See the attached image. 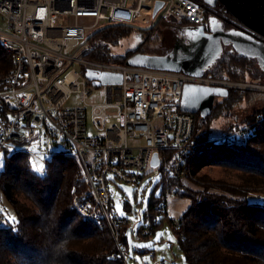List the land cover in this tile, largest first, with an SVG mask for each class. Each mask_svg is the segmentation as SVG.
Instances as JSON below:
<instances>
[{"label": "built area", "instance_id": "built-area-1", "mask_svg": "<svg viewBox=\"0 0 264 264\" xmlns=\"http://www.w3.org/2000/svg\"><path fill=\"white\" fill-rule=\"evenodd\" d=\"M156 1L162 6L153 14ZM154 18L150 29L160 24L208 26L213 18L235 21L227 11L203 0H0V50L11 56L9 66L0 70V160L24 154L43 176L50 158L73 156L84 189L73 197L72 208L82 219L109 231L122 264L130 258L128 219L115 210L112 179L138 184L147 167L158 169L160 176L193 178L194 155L213 140L193 139L194 114L180 109L184 85L237 87L209 75L194 77L84 59L90 44L86 40L97 29L128 30L133 23L145 26ZM75 65L82 66L80 73ZM87 69L120 72L122 82L103 85V102L86 103L97 87L85 77ZM77 92L84 107H65ZM250 132L246 125L214 141L243 142ZM154 153L156 168L150 166ZM42 163L43 171L38 172ZM5 222L0 206V226ZM172 223L175 228L179 225L175 219ZM151 232L146 211L136 234L148 238Z\"/></svg>", "mask_w": 264, "mask_h": 264}, {"label": "trees", "instance_id": "trees-1", "mask_svg": "<svg viewBox=\"0 0 264 264\" xmlns=\"http://www.w3.org/2000/svg\"><path fill=\"white\" fill-rule=\"evenodd\" d=\"M128 31L122 26L101 31L91 39L84 59L124 66V58L112 57L106 46L95 42L101 39L115 44ZM10 62L11 56L0 50V70ZM258 71L255 64L244 63L213 77L246 82L251 73ZM248 93L246 89L229 87L226 97L215 99L210 115L201 118L194 114L193 139L209 140L211 122L218 117L226 120L235 108H253L250 101L254 98ZM258 100L264 101L263 97ZM254 108L242 121L251 126L243 142L210 141L198 149L191 165L192 176L211 165L235 169L247 175L250 185H224L201 175L196 183L201 190H194L189 187V178L162 175L151 192L147 210L151 235L168 221L187 264H264V105ZM239 127H220V131L228 134ZM157 187L160 192L155 195ZM82 189L79 163L73 156H53L47 162L46 174L41 176L26 155H5L0 194L13 209L15 220L7 224L6 219L0 226V264H122L109 231L82 219L72 208L73 197ZM167 190L190 200L177 220V228L168 219ZM257 192L263 196L252 198L250 194Z\"/></svg>", "mask_w": 264, "mask_h": 264}, {"label": "rangeland", "instance_id": "rangeland-1", "mask_svg": "<svg viewBox=\"0 0 264 264\" xmlns=\"http://www.w3.org/2000/svg\"><path fill=\"white\" fill-rule=\"evenodd\" d=\"M156 20L157 18H154L152 22L145 26L133 23L132 28L129 27L128 29L129 35L123 36L115 44L107 43L101 39L96 40L95 43L98 42L100 46H106L107 50H109L112 56H121L129 48H131L135 37H138V35L143 31H148L151 26L155 24ZM130 28L132 29L131 32ZM99 32L100 29H97L94 33L89 35L86 41L90 42V40L94 38ZM157 41L158 39H155V41L152 42H147V44L143 45L144 49H146L147 51L155 49ZM81 67V65H75L73 68L76 72L80 73ZM250 77V79L246 82L233 83L237 84L236 88L248 90V96L250 98H254L253 102L250 101V103H252V106H262L264 105V101L258 100L259 97H263L264 99V81L261 78L262 75L254 74L250 75ZM79 81H82V78H80ZM256 81L259 84H257ZM80 89H82V86H80ZM104 99L105 88L101 86L94 87L92 93L86 97L85 101L86 103L90 104L103 102ZM64 106L84 107V104L81 101L80 93H73L66 100ZM250 107L244 109L235 108L233 110L232 116H230L226 120L220 117L213 120L210 124V127L212 129L210 140H216L217 138L227 134L221 132L220 127H222V130H227L228 128H230V126L234 125L241 126L239 128L246 126L242 124L243 119L248 113L252 112L255 109L254 107ZM3 164L4 162L0 160V168L3 167ZM201 175H206L213 182H219L220 184L224 185H233L236 187L247 186L252 183V181L247 177V175L243 174L242 172H239L229 167L211 165L203 167L201 170H199L197 174L193 175V178H190L189 187L191 189L201 190L199 189V185L196 184L198 183V177ZM159 179L160 174L158 169L151 170L149 167L146 168L145 173L143 174V178L138 182V184L135 185H127L122 181L112 179L113 182L111 183V196L114 201L115 210L116 205L120 204L121 210L124 212L123 216L128 219V230L126 236V247L129 249L130 253V258L127 259L128 264H187L185 262L182 252L178 247L177 236L173 233L172 226L169 224L168 221H164L163 224L155 230L154 234L150 235L148 238H143L136 234L138 227L143 223L145 219L151 192L154 190ZM159 192L160 188L157 187L155 189V195H158ZM250 195L252 198L257 199L259 198V196H263L258 192L255 194L251 193ZM165 198L166 211L168 213L169 220H178L181 214L184 213L190 205V200L187 197L175 195L173 192H169L168 190L165 193ZM122 202L126 203L125 207L122 205ZM0 206L4 211L5 217L7 219V224H9L10 222L12 223L15 220L14 211L9 205V203L6 202V200L3 198L2 194H0ZM117 213L120 215L118 211ZM158 234L160 235L159 240L156 239ZM149 243H151L152 247L145 246ZM133 245L135 246L132 247ZM140 250H145L146 252L141 253Z\"/></svg>", "mask_w": 264, "mask_h": 264}, {"label": "water", "instance_id": "water-1", "mask_svg": "<svg viewBox=\"0 0 264 264\" xmlns=\"http://www.w3.org/2000/svg\"><path fill=\"white\" fill-rule=\"evenodd\" d=\"M210 6H215L219 3L243 28L249 31L253 36L260 38L261 42H256L253 37L246 38L247 42L242 43L244 47L249 50L255 47L262 52L264 49V0H203ZM162 6L161 1H156L154 5L155 14L157 10ZM217 26L220 36L231 35L226 33L223 28L222 22L213 18L209 21L208 26ZM167 27L175 29L178 33L176 35L198 34L206 38L207 45L200 51L199 55L192 61L186 63L190 64V68H183L184 63L174 59L171 54H159L154 52L153 49L147 51L144 48H140L139 51L134 50L130 56L125 58V66L131 68H146L160 71H168L174 73H183L185 75L194 77H203L206 75L205 70H211L212 62L216 58L214 46L216 41L214 40L213 32L209 35L205 32V25L194 26L193 28H186L185 26H171L167 24H160L158 27ZM156 27V28H158ZM152 31L141 32V34H149ZM141 37H136L131 46V49L137 47ZM213 38V39H212ZM256 42V43H255ZM255 43V44H254ZM129 52V51H126ZM131 52V51H130ZM247 58L252 59L255 64L260 68V60L254 55H245ZM258 62V63H257ZM85 77L88 81H91L93 86L103 85H115L122 82V74L120 72H96L91 69L85 71ZM257 84H259L256 81ZM229 88L221 86L204 85L199 83H186L182 91V97L180 101V109L192 114L198 113L201 118H205L210 115L213 104L216 98H224L228 95ZM150 166L156 168L158 166V155L154 153Z\"/></svg>", "mask_w": 264, "mask_h": 264}, {"label": "flooded vegetation", "instance_id": "flooded-vegetation-1", "mask_svg": "<svg viewBox=\"0 0 264 264\" xmlns=\"http://www.w3.org/2000/svg\"><path fill=\"white\" fill-rule=\"evenodd\" d=\"M217 10L226 11L219 3H216L214 6ZM223 24V28L226 33H230L231 35L220 36L219 30H217V26H205V32L207 34H211L213 32L214 40L216 41V45L214 46L215 56L212 62L211 70L206 69V75L209 76H218L219 73H226L228 70H234L235 68L242 67L244 63L255 64L252 59L247 58L245 55H254L260 60V68H258V72L251 73V75L258 74L262 75V79L264 81V49L259 51L255 45L253 49L249 50L247 47H244L242 43L247 42L246 38L253 39L256 41L260 40V38L253 36L249 31L243 28L236 21H221ZM186 28H193L194 26H185ZM167 30V32H166ZM132 30H130L131 32ZM145 32V31H143ZM178 32L175 29L162 27L159 29H154L153 32L147 34H141V37L137 47L134 49L129 48L127 51H131V53L136 50L139 51L140 48H144L143 45L147 44V42L155 41L158 39L156 43V48L153 49L154 52L159 54H171L174 59L179 60L184 63L183 68H190V64H186L196 58L200 51L207 45L206 38L200 36L196 33L194 34H185V35H176ZM126 35H129V31ZM136 38V37H135ZM153 39V40H151ZM213 39V38H212ZM256 42H261L256 41ZM255 42V43H256ZM254 43V44H255ZM264 46V45H263ZM129 52H125L121 56H118L119 60H122L124 57L128 56ZM112 56V55H111ZM114 57V56H112ZM125 59V58H124ZM258 63V62H257Z\"/></svg>", "mask_w": 264, "mask_h": 264}, {"label": "snow or ice", "instance_id": "snow-or-ice-1", "mask_svg": "<svg viewBox=\"0 0 264 264\" xmlns=\"http://www.w3.org/2000/svg\"><path fill=\"white\" fill-rule=\"evenodd\" d=\"M43 168H44V165L43 163L40 165V168L36 169L38 172H42L43 171ZM116 210L120 213L121 216L124 215V212L121 210V205L120 204H117L116 205ZM157 240L160 239V235L158 234L157 237H156ZM135 245H133L132 247H134ZM147 247H152L151 243H149L148 245H145Z\"/></svg>", "mask_w": 264, "mask_h": 264}]
</instances>
